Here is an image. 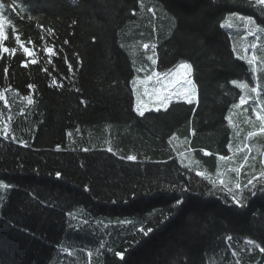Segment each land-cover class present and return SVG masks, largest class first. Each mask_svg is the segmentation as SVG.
Returning <instances> with one entry per match:
<instances>
[{
    "label": "trees",
    "instance_id": "obj_1",
    "mask_svg": "<svg viewBox=\"0 0 264 264\" xmlns=\"http://www.w3.org/2000/svg\"><path fill=\"white\" fill-rule=\"evenodd\" d=\"M262 8L249 0L6 8L15 32L5 26L2 49L16 51L0 48V264H264V39L248 49L260 55L249 64L223 27L234 13L264 27ZM183 62L192 103L172 100L140 117L141 87L131 81ZM249 179L256 195L244 188Z\"/></svg>",
    "mask_w": 264,
    "mask_h": 264
},
{
    "label": "rangeland",
    "instance_id": "obj_2",
    "mask_svg": "<svg viewBox=\"0 0 264 264\" xmlns=\"http://www.w3.org/2000/svg\"><path fill=\"white\" fill-rule=\"evenodd\" d=\"M240 17L244 16L238 14H231L227 16L226 20L223 21V27L230 32L231 36H233L232 38L234 44L236 43L234 50L238 58L246 62H248L247 60L250 58L253 59V57L259 60L260 55H258L254 50L256 48H260L264 39V32L258 31V27L260 29H264V27L256 22L254 24L248 23L247 21L240 19ZM229 25L231 26L229 27ZM2 41L3 40H0L1 49ZM253 45H255V47H253ZM250 48H253L254 50L249 56L247 53L248 49ZM188 64L189 63L187 62L180 63L170 73L159 72V76H155L153 74V78L148 80L146 83H140V80H137L136 85L141 88L140 90H137L135 101L137 100L138 96L140 98L141 104L147 106V109L145 110L147 111L149 109H155L158 107L159 105L157 103V96L165 95L168 91L179 93L177 95H173L170 101L177 99L189 100L194 98L196 89H194L195 84L190 76V68L183 67V65ZM189 80L191 83H185ZM176 81H179V83H176ZM185 92L188 93L187 97L184 95Z\"/></svg>",
    "mask_w": 264,
    "mask_h": 264
},
{
    "label": "snow or ice",
    "instance_id": "obj_3",
    "mask_svg": "<svg viewBox=\"0 0 264 264\" xmlns=\"http://www.w3.org/2000/svg\"><path fill=\"white\" fill-rule=\"evenodd\" d=\"M15 3H16V0H11V4H9V5H6V4H4V3H0V40H3V39H4V28H5L6 25L12 27L13 31L15 32V25H13V24H12V21H11L6 15H5L6 8H7L9 11H11L12 5H14ZM249 3H257V4H259V5L264 6V0H249ZM29 10H30V9H29ZM261 10L264 11V8H262ZM149 11H152V10L149 9ZM233 15H236V14L234 13ZM240 19L245 20V21H247L248 23H253V24L255 23V21L252 19L251 16L240 17ZM230 26H231V25H229V27H230ZM40 27H41V29L43 30V25H40ZM48 31L51 32L52 30H51V29H48ZM258 31L264 32V29H260V28L258 27ZM15 39H16L17 43L20 44V47L23 48V51H24L28 56H31V55H32L31 51L29 50L28 47H25V46H24V42H21L20 36H19V35H16V36H15ZM65 43H67V41H65ZM144 47L147 48L148 45L145 44ZM253 47H255V45H253ZM2 51L5 52V53H7V52H9V51H11V52H15V51H16V48L9 49V48H7V47H4V48L2 49ZM47 51H48V52H51L52 49H51V48H48ZM254 59H255V57H253V59H251V60H248V63H249V64H252L253 61H254ZM32 63H36V61L33 60ZM68 67H69V72H71V71H72V66H71V64H69ZM183 67L190 68L191 65H183ZM154 75H155V76H159L160 73H159V72H155ZM152 78H153L152 75H146L145 78H144L143 80H140V83H146L148 80H151ZM131 83L134 85V84L137 83V80H136V79H133V80L131 81ZM176 83H179V81H176ZM185 83H191V81L189 80V81H186ZM77 91H78V90H77ZM177 94H179V93H178V92H177V93H174V92H172V91H168L167 94H165V95H158V96H157V103H158L159 106L155 108V111L159 112V111L161 110V108H164L165 111H166L167 109H166L165 106H166L167 103L172 99V96H173V95H177ZM184 95L187 97L188 93L185 92ZM0 98H2V97H0ZM26 99H28V102H29V103L32 102L30 97H28V98H26ZM81 102L83 103V101H81ZM188 102H189V103H192L191 99H189ZM241 103H244V97H241ZM232 107L235 108L236 105L234 104ZM146 109H147V106L144 105V104H141V102H140V98L137 96L135 111L138 113V115H139L140 117H144V115H145V110H146ZM260 118H261L262 120H264V116H262V117H260ZM3 131H4L5 133H7V129H6V128L3 129ZM261 131L264 132V125L261 126ZM69 134H70V133H69ZM169 143H171V141H169ZM57 148H59V146H57ZM84 150L87 151L88 149H84ZM108 151L111 152L112 149L109 148ZM127 158H128L129 160H135V159H136L135 156H128ZM220 159L223 160V159H225V157L221 156ZM245 159H247V158H245ZM198 174H199V173H198ZM55 175L59 178L60 175H61V173H60L59 171H57V172L55 173ZM260 175H261V177H264V172H261ZM253 179H256V177H253ZM253 179H249L248 182H247V184L244 185V188H245V189H248V190L251 192L252 195H256V186L253 184ZM213 183L215 184V182H213ZM221 185H224V181H221ZM249 185H251L252 187L249 188ZM4 187H8V185H4ZM235 189H241V185H240V183H236V184H235ZM181 190H182V191H187L188 189H187V188H184V189H181ZM219 190H220L221 192H223V191H225V188H224V187H221ZM215 191H216V189L213 188L212 190H210V191L208 192V195H210V196H211V195H214V194H215ZM262 191H264V189H262ZM226 195L229 196V197L231 198V202H232V204H234V205H236V206H239V207H243V206H244L243 203L241 202V199L238 198V196L234 193L233 189L228 188V189H227V192H226ZM181 203H182V201H181L179 198H177V199H176V204L179 205V204H181ZM152 231H153V229L150 228V227L147 229V231H145L144 228H141V229H140V232H141L143 235H145V236H147L148 233H150V232H152ZM232 239H233V238H232L231 235H229V236L227 237V240H228V241H231ZM248 243H253V242H252V241H248ZM260 251H261V252H264V248H261ZM234 254H235V253H233V255H234ZM88 255L91 256V253L89 252ZM115 255L118 256V257H120L121 259H123V252H121V251H117V252H115Z\"/></svg>",
    "mask_w": 264,
    "mask_h": 264
}]
</instances>
